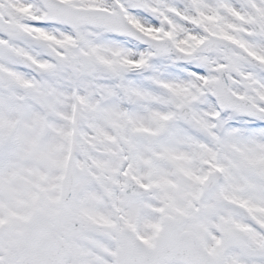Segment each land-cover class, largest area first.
<instances>
[{
    "label": "snow or ice",
    "instance_id": "1",
    "mask_svg": "<svg viewBox=\"0 0 264 264\" xmlns=\"http://www.w3.org/2000/svg\"><path fill=\"white\" fill-rule=\"evenodd\" d=\"M0 264H264V0H0Z\"/></svg>",
    "mask_w": 264,
    "mask_h": 264
}]
</instances>
